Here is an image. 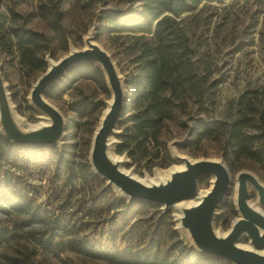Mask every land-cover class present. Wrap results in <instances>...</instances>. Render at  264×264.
<instances>
[{
	"label": "rangeland",
	"instance_id": "obj_1",
	"mask_svg": "<svg viewBox=\"0 0 264 264\" xmlns=\"http://www.w3.org/2000/svg\"><path fill=\"white\" fill-rule=\"evenodd\" d=\"M139 3L140 0H0L1 12L7 13L9 8L13 9L21 14L19 22L25 27L41 32L48 38L44 69L29 70L21 66L13 51H7L0 45V134L7 137L8 125L13 126L20 134H29L31 126L43 122V114L48 112L41 108L33 97L35 85L52 64L71 52L86 48L90 39L110 56L122 83V112L110 136V143L112 153L122 158L123 169L142 179H154L170 168L182 165V162L175 158L177 154L189 160H224L219 140L208 138L196 142L191 139L189 132L197 119L229 121L234 118L240 107L237 104L240 96H255L256 91L261 93L259 95L264 94V0H204L195 9L180 14V26L194 49V59L199 71L210 86L202 100L188 98L166 122L161 138L171 154L172 163L166 167L155 166L151 169L130 164V159L125 153L119 154L115 150L121 132L119 121L124 120L130 110L127 101L130 92L125 78L132 68V63L122 49L126 38H111L115 33H98L97 29L101 10L134 7ZM119 34L125 35L127 32ZM85 62L101 66L98 61L85 59L76 61L71 66ZM103 72L107 90L92 80L80 78L70 83L65 92H60L54 86L64 80L65 72L39 93L38 100L45 103L60 120L58 136L52 142L11 141L17 144L54 146L62 151L61 162H53L55 157L50 153V160L43 172L34 169L25 176L35 187L36 200L47 214L71 218L76 220L77 224L84 223L81 235L89 233L90 238L100 236L102 240H111L115 245L125 247L134 245L138 239L128 233L126 228H104L111 211L102 209L83 217L84 207L80 204L105 186L127 202L140 199L122 193L118 187L99 175L90 162L95 131L108 102L112 99L108 76L104 70ZM227 167L230 172V186L215 210L213 221L214 229L220 232H227L234 219L240 216L237 207L239 173L247 171L264 184V156L261 161L240 158L235 161L233 167ZM91 172L97 177H92ZM214 178L211 173L202 175L193 196L182 198L169 206L145 200L164 212V215L151 214L152 210L149 209L142 216H150L149 222L159 224L160 228H172L186 245L200 251L190 230L188 232L185 226L178 223V214L183 201L199 199L200 193L210 190ZM246 200L261 205L259 192L252 183L248 186ZM56 240L58 238H54V241ZM238 243L249 245L246 232H243ZM0 264L111 263L81 255L66 246L46 249L28 238H16L0 241Z\"/></svg>",
	"mask_w": 264,
	"mask_h": 264
},
{
	"label": "trees",
	"instance_id": "obj_2",
	"mask_svg": "<svg viewBox=\"0 0 264 264\" xmlns=\"http://www.w3.org/2000/svg\"><path fill=\"white\" fill-rule=\"evenodd\" d=\"M201 1L204 0H140L134 7L106 8L100 12L98 33H115L111 38L127 39L122 49L132 63L125 78L130 92L127 99L130 110L125 119L119 121L121 132L115 150L125 153L132 165L151 169L172 163L161 138L162 129L188 98L202 100L210 86L199 71L194 49L178 19L181 13L195 9ZM21 17L10 8L7 13L0 11V45L13 51L21 66L29 70L44 69L48 38L25 27L19 22ZM121 32L127 34L121 35ZM80 78L92 80L107 90L103 70L91 62L71 66L64 80L54 87L65 92L70 83ZM256 93L239 97L240 107L229 121L197 119L189 132L191 139L196 142L208 138L219 140L221 156L229 167L240 158L261 161L264 156V88L263 95ZM50 153L55 157L53 162L62 161V151L54 146L17 144L0 134V241L28 238L46 249L66 246L81 255L111 264H230L186 245L172 228H160L159 224L149 222L150 216H142L149 209L151 214L164 215L152 203L141 199L127 202L107 186L80 202L84 207L82 215L85 217L102 209L111 211L104 228H126L138 239L134 245L120 247L100 236L81 235L84 223L77 224L76 220L59 215L50 216L37 202L35 187L25 177L34 169L43 172ZM91 175L97 177L94 172Z\"/></svg>",
	"mask_w": 264,
	"mask_h": 264
},
{
	"label": "water",
	"instance_id": "obj_3",
	"mask_svg": "<svg viewBox=\"0 0 264 264\" xmlns=\"http://www.w3.org/2000/svg\"><path fill=\"white\" fill-rule=\"evenodd\" d=\"M95 60L101 62V69L108 76L112 91V99L101 123L95 131L90 150V162L94 170L122 193L131 198H140L156 204L169 206L182 198L193 196L197 191L199 178L211 173L215 176L212 187L202 198L200 204L193 210L186 212L181 219L189 226L197 249L218 256L235 264H264V218L261 213L248 205V181L259 191V201L264 209V189L257 183L255 176L247 171H241L238 176L237 207L239 217L235 218L227 233L217 235L213 226L215 210L223 200L230 186V172L224 160L213 161L200 159L191 162L186 157L175 158L183 161L186 168L174 172L170 179L162 183H143L129 172L120 169L117 163H111L106 156V142L110 132L114 131L122 112L124 101L123 88L120 78L108 54L87 41V47L63 56L48 68L41 76L33 90V97L41 108L53 117V124L39 134H20L11 125L7 126V138L20 143L52 142L53 140L39 141V136L60 130V120L45 103L38 100L42 89L50 82L61 76L69 67L79 60ZM104 73V72H103ZM186 226V225H185ZM262 232H260L261 230ZM243 232L249 237L250 248L240 246L238 240Z\"/></svg>",
	"mask_w": 264,
	"mask_h": 264
},
{
	"label": "bare ground",
	"instance_id": "obj_4",
	"mask_svg": "<svg viewBox=\"0 0 264 264\" xmlns=\"http://www.w3.org/2000/svg\"><path fill=\"white\" fill-rule=\"evenodd\" d=\"M88 41L92 42L90 39H88ZM98 63L101 64V62H99V61H98ZM110 103H111V100L108 102V106H107L106 110L103 113L101 121H102L104 115L106 114V111L109 108ZM43 115H44L43 122H41V123H39L37 125H33V126L30 125L31 129H32L31 130V134L37 135L41 131H45V129L47 127H49V126H51L53 124V117L51 115H49V113H44ZM46 121H48V122H46ZM101 121H100V123H101ZM57 130L58 129L54 130L52 133H48L46 135L43 134V135L39 136V141L54 140L58 136V131ZM112 133H113V131L110 132V134L108 135L107 142H106V156H107V159L111 163H113V162L117 163L118 167L120 169H122L123 171L129 172V170L123 169V163L124 162L122 161V158L116 157L112 153V148H111V143H110L111 142L110 141V136L112 135ZM177 156L178 157H184L181 154H177ZM210 160L219 161L218 159H210ZM190 161L191 162H195L197 160H190ZM181 162H182L181 166L172 167L169 170H167L164 174L157 175L154 179H142V178L135 177V176H133V177L138 178V180L143 182V183H149V182L151 183L152 182V183L158 184V183L166 182L168 179L171 178V176H172V174L174 172L182 171V170H184L186 168L185 163L183 161H181ZM255 179H256L257 183L262 187V189H264V184L256 176H255ZM249 184H251L250 181H248V186H249ZM256 190L258 191V188H256ZM208 191L200 193V198L195 200V201L193 199H190V200L186 199V201H183V203L181 204L182 208L180 209V213L178 214V218H179L178 223L181 224L183 227L186 225L185 228H187L188 232H189V226L187 224L184 225L182 223L181 219H182V217L183 218L185 217L186 212H189V211L193 210L194 208H196L200 204L202 198L208 193ZM248 205L251 206L255 211L260 212L262 217L264 218V209L261 207V205L259 203H258V205H255V203H253L251 201H248ZM215 232H216L217 235H222V236H224L227 233V232H220L218 230H215ZM260 232H262V230ZM242 234H241V236H242ZM240 246H243V247H246V248H250V245H240ZM260 252L263 253L264 251H260Z\"/></svg>",
	"mask_w": 264,
	"mask_h": 264
}]
</instances>
